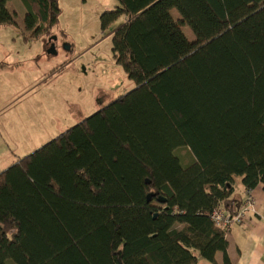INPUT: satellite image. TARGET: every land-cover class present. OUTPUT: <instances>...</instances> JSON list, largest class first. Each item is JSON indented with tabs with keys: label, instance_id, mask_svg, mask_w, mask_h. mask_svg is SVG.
I'll use <instances>...</instances> for the list:
<instances>
[{
	"label": "trees",
	"instance_id": "obj_1",
	"mask_svg": "<svg viewBox=\"0 0 264 264\" xmlns=\"http://www.w3.org/2000/svg\"><path fill=\"white\" fill-rule=\"evenodd\" d=\"M23 1L53 38L59 0ZM117 1L102 27L126 18L113 51L136 87L0 174V264H233L212 213L237 177L264 187V0Z\"/></svg>",
	"mask_w": 264,
	"mask_h": 264
},
{
	"label": "rangeland",
	"instance_id": "obj_2",
	"mask_svg": "<svg viewBox=\"0 0 264 264\" xmlns=\"http://www.w3.org/2000/svg\"><path fill=\"white\" fill-rule=\"evenodd\" d=\"M59 4L53 38L25 30L23 0L7 4L16 23L0 26V174L136 87L113 51V32L125 17L102 27L101 16L118 1ZM184 32L195 39L188 26ZM178 154L193 159L187 148Z\"/></svg>",
	"mask_w": 264,
	"mask_h": 264
},
{
	"label": "crops",
	"instance_id": "obj_3",
	"mask_svg": "<svg viewBox=\"0 0 264 264\" xmlns=\"http://www.w3.org/2000/svg\"><path fill=\"white\" fill-rule=\"evenodd\" d=\"M126 18L125 22L126 23ZM249 197L256 202V213L249 214V221L244 225L234 226L228 236V254L233 264H264V187L259 185L247 192L241 179H235V193L221 205L229 212H235ZM217 263L222 264L223 256L217 254ZM198 264H208L199 259Z\"/></svg>",
	"mask_w": 264,
	"mask_h": 264
},
{
	"label": "built area",
	"instance_id": "obj_4",
	"mask_svg": "<svg viewBox=\"0 0 264 264\" xmlns=\"http://www.w3.org/2000/svg\"><path fill=\"white\" fill-rule=\"evenodd\" d=\"M256 207L257 205L254 199L249 197L248 200L240 206L234 214H230L220 209L214 212L212 219L217 226L230 232L234 226L246 224L249 221L248 212H256Z\"/></svg>",
	"mask_w": 264,
	"mask_h": 264
},
{
	"label": "water",
	"instance_id": "obj_5",
	"mask_svg": "<svg viewBox=\"0 0 264 264\" xmlns=\"http://www.w3.org/2000/svg\"><path fill=\"white\" fill-rule=\"evenodd\" d=\"M148 184H149V181L147 182ZM153 196H154V194L152 193V194H149V196H148V201H151V199L153 198ZM159 201L160 202H164V200L163 199H159Z\"/></svg>",
	"mask_w": 264,
	"mask_h": 264
},
{
	"label": "bare ground",
	"instance_id": "obj_6",
	"mask_svg": "<svg viewBox=\"0 0 264 264\" xmlns=\"http://www.w3.org/2000/svg\"><path fill=\"white\" fill-rule=\"evenodd\" d=\"M220 209H222L223 211H226V212H227V210H225V209L222 208V207H219V208L215 209L214 212H215L216 210H220ZM214 212L212 213V216H213ZM253 212H255V211H249V212H248V215H249L250 213H253ZM255 213H256V212H255ZM218 227H219V226H218ZM220 228H221V227H220Z\"/></svg>",
	"mask_w": 264,
	"mask_h": 264
}]
</instances>
